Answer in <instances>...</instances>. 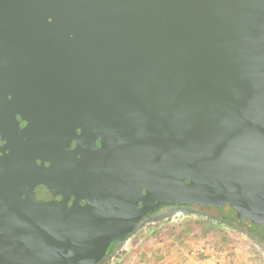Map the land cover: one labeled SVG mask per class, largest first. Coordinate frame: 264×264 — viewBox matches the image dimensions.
<instances>
[{
	"label": "water",
	"instance_id": "1",
	"mask_svg": "<svg viewBox=\"0 0 264 264\" xmlns=\"http://www.w3.org/2000/svg\"><path fill=\"white\" fill-rule=\"evenodd\" d=\"M192 204L264 228V0H0V264Z\"/></svg>",
	"mask_w": 264,
	"mask_h": 264
},
{
	"label": "crops",
	"instance_id": "2",
	"mask_svg": "<svg viewBox=\"0 0 264 264\" xmlns=\"http://www.w3.org/2000/svg\"><path fill=\"white\" fill-rule=\"evenodd\" d=\"M195 232L199 233V230ZM196 233L175 232L174 234H152L150 237H146V234H133L115 251L111 259L112 264H217V261L218 263L221 261L222 264L221 255H229L227 252L231 251L229 250L230 240L225 234H216L218 235L217 241L215 240L218 243L216 245L210 242L211 234ZM204 237L208 238L204 239ZM207 240L210 242H207V245L212 244L214 249H203ZM220 245L228 246V251L220 250ZM216 251L219 252V256H216Z\"/></svg>",
	"mask_w": 264,
	"mask_h": 264
},
{
	"label": "rangeland",
	"instance_id": "3",
	"mask_svg": "<svg viewBox=\"0 0 264 264\" xmlns=\"http://www.w3.org/2000/svg\"><path fill=\"white\" fill-rule=\"evenodd\" d=\"M179 211L181 213L168 220H162L157 223L152 221L145 223L140 226L134 234H146V237H150L152 234H174L175 232L179 234H194L196 233L195 231L199 230L200 234H211L212 236H210V238L212 239L210 242L216 245L218 244L216 243V236H218L216 234H225L228 240H230L229 244H231V246L229 245V250L231 251H228V246L222 247V245H220L219 249L224 252L228 251L227 254H229L225 256L221 255L222 264H264V243L260 244L236 228V226L218 220V212L215 211L214 208H205L200 213L191 210ZM227 212H229V209ZM249 225H251V221ZM255 229L259 235L264 237V229L260 227H255ZM207 238L204 237V239ZM207 242L210 243L209 240H207L203 249H214L212 244L207 245ZM222 251L220 252L223 253ZM110 262L112 264L113 261L110 259ZM110 262L108 264H110ZM103 264L107 263L105 262ZM217 264H221V261L219 263L217 261Z\"/></svg>",
	"mask_w": 264,
	"mask_h": 264
},
{
	"label": "trees",
	"instance_id": "4",
	"mask_svg": "<svg viewBox=\"0 0 264 264\" xmlns=\"http://www.w3.org/2000/svg\"><path fill=\"white\" fill-rule=\"evenodd\" d=\"M212 208H214L215 211L218 212V218H217L218 220H221L223 222H227L230 225H234V226H236V228H238L239 230H241L242 232L247 234L249 237L253 238L256 242H258L260 244L264 243V237L259 235L255 229V227H260V228L264 229L262 226L254 224L253 222H251V225H249L250 220H240L237 217L236 212L229 205H226L223 208H215V207H212ZM228 209H229V212H227ZM133 233L130 234L126 239H128L131 235H133ZM115 244H112L111 247L109 248V250L107 251V255H106L107 258L111 257L112 254L114 253V250H112V246H114ZM103 260L101 261L102 263H104L106 261V263L108 264L110 262L109 259H107L108 261L107 260L103 261Z\"/></svg>",
	"mask_w": 264,
	"mask_h": 264
},
{
	"label": "flooded vegetation",
	"instance_id": "5",
	"mask_svg": "<svg viewBox=\"0 0 264 264\" xmlns=\"http://www.w3.org/2000/svg\"><path fill=\"white\" fill-rule=\"evenodd\" d=\"M208 207H212V206H206V207H199V206H197V205H195V204H192V205H186V206H172V205H168V206H162V207H160V208H158L157 210H155V211H153V212H151L148 216H146L142 221H141V223L140 224H142L143 222H147V221H151V220H153L155 217H158V216H160V215H162V214H165V213H168V212H170L171 210H191V211H194V212H198V213H200L201 211H203L205 208H208ZM136 232V231H135ZM134 232V233H135ZM133 233V234H134ZM121 243L122 242H116V244L115 243H112V244H115L114 246H112V250H114V253H115V251L117 250V249H119L120 248V246H121ZM111 244V245H112ZM111 247V246H110ZM109 247V248H110ZM109 250V249H108ZM107 250V251H108ZM114 253L112 254V256L111 257H106V255H107V253H106V255H105V257L103 258L104 260L103 261H105V260H107V259H112V257H113V255H114ZM108 261V260H107ZM106 262V261H105ZM104 262V263H105ZM100 264H103L102 262L100 263Z\"/></svg>",
	"mask_w": 264,
	"mask_h": 264
},
{
	"label": "built area",
	"instance_id": "6",
	"mask_svg": "<svg viewBox=\"0 0 264 264\" xmlns=\"http://www.w3.org/2000/svg\"><path fill=\"white\" fill-rule=\"evenodd\" d=\"M216 255H218V256H219V253L217 252V253H216Z\"/></svg>",
	"mask_w": 264,
	"mask_h": 264
}]
</instances>
